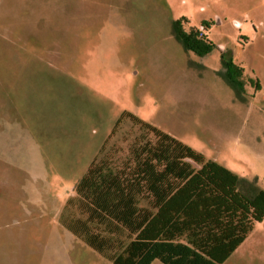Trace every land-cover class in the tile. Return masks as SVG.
I'll use <instances>...</instances> for the list:
<instances>
[{"label":"rangeland","instance_id":"1","mask_svg":"<svg viewBox=\"0 0 264 264\" xmlns=\"http://www.w3.org/2000/svg\"><path fill=\"white\" fill-rule=\"evenodd\" d=\"M181 18L210 54L172 37ZM124 112L264 191V0H0V264H112L65 208ZM225 264H264V221Z\"/></svg>","mask_w":264,"mask_h":264},{"label":"trees","instance_id":"2","mask_svg":"<svg viewBox=\"0 0 264 264\" xmlns=\"http://www.w3.org/2000/svg\"><path fill=\"white\" fill-rule=\"evenodd\" d=\"M206 29L181 18L171 35L186 53L204 57L216 48ZM222 63L218 76L247 104L243 71ZM250 84L260 88L258 81ZM126 121L130 131L121 134ZM74 192L65 227L112 264H224L264 221V191L256 180L207 161L128 112Z\"/></svg>","mask_w":264,"mask_h":264},{"label":"crops","instance_id":"3","mask_svg":"<svg viewBox=\"0 0 264 264\" xmlns=\"http://www.w3.org/2000/svg\"><path fill=\"white\" fill-rule=\"evenodd\" d=\"M236 251H237V250H236ZM236 251H235V252H236ZM235 252H234V253H235ZM234 253H233V254H234ZM228 260H229V259H228ZM228 260H227V261H228ZM227 261H226V262H227ZM226 262H225V263H226ZM225 263H224V264H225Z\"/></svg>","mask_w":264,"mask_h":264}]
</instances>
